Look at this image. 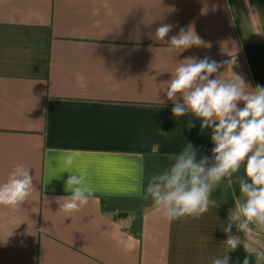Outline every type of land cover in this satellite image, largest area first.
I'll use <instances>...</instances> for the list:
<instances>
[{
	"label": "crops",
	"instance_id": "obj_1",
	"mask_svg": "<svg viewBox=\"0 0 264 264\" xmlns=\"http://www.w3.org/2000/svg\"><path fill=\"white\" fill-rule=\"evenodd\" d=\"M161 23L176 25L166 41L191 26L204 45L157 43L149 34ZM229 51L233 71L264 86V0H0V183L22 164L35 185L29 202L0 206V264H213L223 255L222 228L243 200L236 183L232 212L209 202L199 218L168 222L152 207L139 238L127 231L130 214L113 218L100 197L127 208L141 196L144 152L191 143L212 158L210 131L198 120L190 128V115L176 119L158 97L182 60H228ZM67 170L93 190L72 213L57 202L70 194ZM232 234L249 248L230 264L246 255L264 264V230Z\"/></svg>",
	"mask_w": 264,
	"mask_h": 264
},
{
	"label": "clouds",
	"instance_id": "obj_2",
	"mask_svg": "<svg viewBox=\"0 0 264 264\" xmlns=\"http://www.w3.org/2000/svg\"><path fill=\"white\" fill-rule=\"evenodd\" d=\"M175 26L161 23L149 38L179 52L204 45L191 26L180 28L166 41ZM227 55L230 58L222 61L207 56L182 60L162 89L166 99L158 97L160 104L172 101L176 119L190 115V128L198 120L202 132L210 131L212 158L198 155L193 145L186 143L179 154L170 157V166L153 174L141 190L142 197L150 199L163 218L172 222L199 218L208 211L210 196L222 182L226 180L228 186L238 184L243 200L235 201V210L222 228L228 250L214 258L213 264H230L233 251L241 245L245 250L249 248L240 235L232 234L233 226L249 239L255 230H264V86L253 88L233 71L236 59L232 51ZM222 68L226 70L221 72ZM229 71L231 75L222 78V73ZM68 164H72L71 157ZM68 172L65 191L70 194L57 198V202L60 210L72 213L88 204L93 190L85 185L82 174ZM34 187L31 170L16 165L0 183V206L15 209L29 202ZM243 264H251V257L246 255Z\"/></svg>",
	"mask_w": 264,
	"mask_h": 264
},
{
	"label": "trees",
	"instance_id": "obj_3",
	"mask_svg": "<svg viewBox=\"0 0 264 264\" xmlns=\"http://www.w3.org/2000/svg\"><path fill=\"white\" fill-rule=\"evenodd\" d=\"M179 153H163V152H144L143 153V186H146L148 180L153 174L160 173L167 169L172 163L170 157ZM116 197H100L101 209L104 212H113V218H126L130 214V223L127 231L134 237H140L141 231V216L142 214L153 207L150 199H144L141 196L133 198L132 206L130 203L124 208V204L118 202L116 205ZM210 203L218 206L225 212H232L234 201L227 182L224 181L210 196ZM121 206V207H120Z\"/></svg>",
	"mask_w": 264,
	"mask_h": 264
},
{
	"label": "rangeland",
	"instance_id": "obj_4",
	"mask_svg": "<svg viewBox=\"0 0 264 264\" xmlns=\"http://www.w3.org/2000/svg\"><path fill=\"white\" fill-rule=\"evenodd\" d=\"M132 206L134 205V203L131 204ZM131 205L129 207H131Z\"/></svg>",
	"mask_w": 264,
	"mask_h": 264
}]
</instances>
